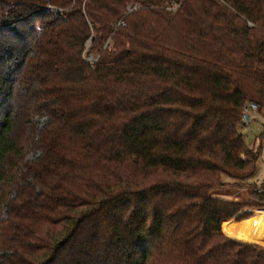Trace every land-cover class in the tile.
Instances as JSON below:
<instances>
[{
  "label": "trees",
  "instance_id": "obj_1",
  "mask_svg": "<svg viewBox=\"0 0 264 264\" xmlns=\"http://www.w3.org/2000/svg\"><path fill=\"white\" fill-rule=\"evenodd\" d=\"M248 102L264 0H0V264H264Z\"/></svg>",
  "mask_w": 264,
  "mask_h": 264
},
{
  "label": "rangeland",
  "instance_id": "obj_2",
  "mask_svg": "<svg viewBox=\"0 0 264 264\" xmlns=\"http://www.w3.org/2000/svg\"><path fill=\"white\" fill-rule=\"evenodd\" d=\"M133 7H137V6H133ZM174 7H176V9H178L179 5L178 6L175 5ZM260 109L261 108H259L258 114L251 112L249 114V117L251 120L248 123L244 124L239 129L240 133L243 135V138H244V140H245V142L249 148L257 150L261 146L263 147L262 158L258 163L257 172L253 176V178H251L249 180V183L256 184V185H262L264 183V141H262V139H261L262 134H264V114L260 111ZM254 116H256V117H254ZM32 157L33 156L30 155V159ZM259 212H260L259 210L256 211V213H259ZM230 224H231V226L227 225L225 227L227 231H230V232L240 231V229L234 228L235 225L232 226L233 224L232 223H230ZM255 232L257 233V236L264 243V220L262 221V223H260L258 225V227L255 229ZM250 236H251V233H250ZM259 245L264 247L261 244H259Z\"/></svg>",
  "mask_w": 264,
  "mask_h": 264
},
{
  "label": "built area",
  "instance_id": "obj_3",
  "mask_svg": "<svg viewBox=\"0 0 264 264\" xmlns=\"http://www.w3.org/2000/svg\"><path fill=\"white\" fill-rule=\"evenodd\" d=\"M137 9H138L137 7H133V6H131V7H129V9H128V13H132V12L136 11ZM175 9H176V7L170 8L171 11H174ZM121 25H124V24H121ZM88 60L92 62V58H88ZM258 111H259V107H258V105H256V104L253 103V102H248V103L245 104V106L243 107V114H244L245 116H249V114H250L251 112H254V113L258 114ZM254 117H256V116H254Z\"/></svg>",
  "mask_w": 264,
  "mask_h": 264
},
{
  "label": "water",
  "instance_id": "obj_4",
  "mask_svg": "<svg viewBox=\"0 0 264 264\" xmlns=\"http://www.w3.org/2000/svg\"><path fill=\"white\" fill-rule=\"evenodd\" d=\"M244 121H245L246 123H248V122L250 121V117H249V116H245Z\"/></svg>",
  "mask_w": 264,
  "mask_h": 264
},
{
  "label": "crops",
  "instance_id": "obj_5",
  "mask_svg": "<svg viewBox=\"0 0 264 264\" xmlns=\"http://www.w3.org/2000/svg\"><path fill=\"white\" fill-rule=\"evenodd\" d=\"M260 111L264 114V109H260Z\"/></svg>",
  "mask_w": 264,
  "mask_h": 264
},
{
  "label": "bare ground",
  "instance_id": "obj_6",
  "mask_svg": "<svg viewBox=\"0 0 264 264\" xmlns=\"http://www.w3.org/2000/svg\"><path fill=\"white\" fill-rule=\"evenodd\" d=\"M231 226V225H230ZM234 228H236L237 229V227H234ZM254 231H255V229H254Z\"/></svg>",
  "mask_w": 264,
  "mask_h": 264
}]
</instances>
